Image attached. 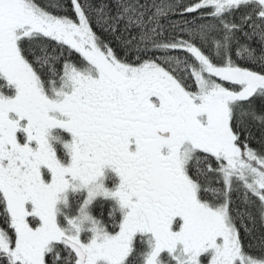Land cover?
Listing matches in <instances>:
<instances>
[{
  "label": "snow or ice",
  "instance_id": "snow-or-ice-1",
  "mask_svg": "<svg viewBox=\"0 0 264 264\" xmlns=\"http://www.w3.org/2000/svg\"><path fill=\"white\" fill-rule=\"evenodd\" d=\"M0 264H264V0H0Z\"/></svg>",
  "mask_w": 264,
  "mask_h": 264
},
{
  "label": "trees",
  "instance_id": "trees-1",
  "mask_svg": "<svg viewBox=\"0 0 264 264\" xmlns=\"http://www.w3.org/2000/svg\"><path fill=\"white\" fill-rule=\"evenodd\" d=\"M253 146H254V147H258V145H257V144H255V143L253 144Z\"/></svg>",
  "mask_w": 264,
  "mask_h": 264
}]
</instances>
